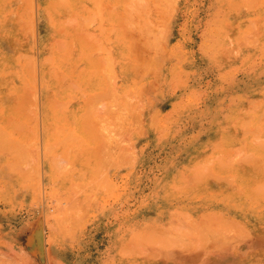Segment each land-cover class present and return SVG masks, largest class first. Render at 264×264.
Instances as JSON below:
<instances>
[{
    "label": "rangeland",
    "instance_id": "374dc122",
    "mask_svg": "<svg viewBox=\"0 0 264 264\" xmlns=\"http://www.w3.org/2000/svg\"><path fill=\"white\" fill-rule=\"evenodd\" d=\"M262 186L264 0H0V264H264Z\"/></svg>",
    "mask_w": 264,
    "mask_h": 264
},
{
    "label": "crops",
    "instance_id": "0c3cea01",
    "mask_svg": "<svg viewBox=\"0 0 264 264\" xmlns=\"http://www.w3.org/2000/svg\"><path fill=\"white\" fill-rule=\"evenodd\" d=\"M189 259H187L188 261ZM214 264H227L229 261L232 262V253L231 252H225V253H217V257L212 260ZM184 262L186 263V259H184ZM190 262V261H189Z\"/></svg>",
    "mask_w": 264,
    "mask_h": 264
},
{
    "label": "bare ground",
    "instance_id": "6f19581e",
    "mask_svg": "<svg viewBox=\"0 0 264 264\" xmlns=\"http://www.w3.org/2000/svg\"><path fill=\"white\" fill-rule=\"evenodd\" d=\"M92 1V0H91ZM95 4H97L98 2H94ZM99 3H100V1H99ZM99 6H100V4H99ZM101 7V6H100ZM76 25H78V23H77V21H76ZM263 187V186H262ZM262 189H264V187L262 188ZM262 191V190H261ZM256 192H258V191H256ZM261 193V192H260ZM263 193V192H262ZM259 194V193H258ZM259 197H261V196H259ZM262 199L264 200V198H263V195H262ZM227 200V199H226ZM262 201V200H261ZM259 210H261V209H259ZM259 231V230H258Z\"/></svg>",
    "mask_w": 264,
    "mask_h": 264
}]
</instances>
